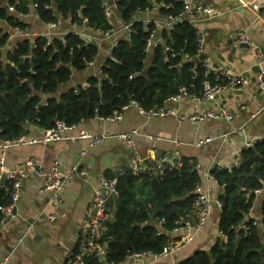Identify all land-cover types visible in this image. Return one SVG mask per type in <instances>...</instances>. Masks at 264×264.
<instances>
[{
    "label": "trees",
    "instance_id": "trees-1",
    "mask_svg": "<svg viewBox=\"0 0 264 264\" xmlns=\"http://www.w3.org/2000/svg\"><path fill=\"white\" fill-rule=\"evenodd\" d=\"M4 0H0L2 4ZM20 1L17 14L29 12L31 0ZM105 0H32L36 4L35 22L19 20L3 7L0 14L10 28L26 29L35 23L42 25L56 20V14L66 17L81 14L87 17L91 28L110 29L104 16ZM113 1V0H109ZM162 0H116V11L125 21L136 14L153 9ZM172 6L159 9V14L171 15L181 11V4L165 0ZM136 33L130 42H120L112 58L105 60L103 78L97 81L88 76L86 65L98 53L92 42L76 35L55 39L53 46L43 43L30 53L29 41L18 50L9 51L6 60H0V140L7 142L28 135L33 128L48 131L57 121L77 126L81 121L99 115L107 118L137 101L142 107H159L182 86L201 95L203 83H215V75H206L201 63L194 60L197 50L195 31L188 24L172 31H161L165 42L172 44L173 54L164 46L144 54L149 34L142 24H136ZM5 40H0L4 44ZM189 55L190 60H184ZM151 59L149 64L145 60ZM88 79L89 86L81 83ZM132 76V79H131ZM194 84V87H190ZM241 165L231 171L215 167L210 171L222 189L219 200V231L222 238L208 250L195 251L177 264H264V195L254 191L264 187V138L242 150ZM196 161L183 159L182 165L162 176H134L127 170L117 175L116 208L102 238L107 253L103 262L94 255L86 264H125L134 254L146 253V258L162 253L178 241L172 237L177 222L190 213L195 201V188L202 182ZM108 174L107 176H111ZM260 216L247 219L257 200ZM10 202L5 190H0V207ZM1 219V214H0ZM164 220V224L159 225ZM257 223L255 224V222ZM159 228L163 234H158Z\"/></svg>",
    "mask_w": 264,
    "mask_h": 264
},
{
    "label": "crops",
    "instance_id": "crops-1",
    "mask_svg": "<svg viewBox=\"0 0 264 264\" xmlns=\"http://www.w3.org/2000/svg\"><path fill=\"white\" fill-rule=\"evenodd\" d=\"M194 1L208 5L215 14L213 18L203 19L199 23L205 35V60L220 69L242 74L250 79V85L242 91L223 93V97L214 103H195L185 98L176 105L177 112L174 115L148 119L136 109H131L122 121L104 123L94 118L81 121L74 130L67 132L68 135H76L81 130L109 134V137L95 146H89L87 140L44 143L39 140L44 137L45 131L38 128H33L26 135L27 139L38 141L33 144L5 148L6 142L0 140V158L4 157L6 169L22 168L28 161L37 164V171L24 179L16 212L0 233V264L64 263L84 235L83 221L94 202L101 176L118 173L130 164L133 150L116 137L120 133L133 128L140 129L141 133L134 139L135 149L148 167H154L161 155L174 153L182 160L196 161L201 175L202 171H211L220 165H233L242 150L253 145L249 146L248 142L264 138V90L256 83L260 74L257 52L259 50L264 54V16L260 11L263 3L260 0ZM254 4H259L258 11L253 8ZM153 14L160 15L159 9ZM240 31H245L249 36V49L239 47ZM100 65L83 74L92 76ZM82 77L86 79L84 75ZM242 106L246 109H242ZM223 108L234 112L235 118L209 122L190 119L198 111ZM208 138L213 141L198 146ZM83 151L86 152L84 155L81 154ZM55 163L64 172L79 164L88 174L86 179L73 178L63 187L62 203L58 211L64 215L50 220L49 215L54 208L49 201L50 194L43 191V187L46 183L45 175ZM201 184L216 198L222 193L215 180L202 176ZM260 203L258 199L249 217L259 220ZM220 211L215 210L211 219L195 232L192 242L156 264H177L195 251L208 250L213 246L222 238L218 227ZM29 226L33 227L32 230H28ZM185 234L187 231L183 230L174 238L181 241ZM150 262L149 257L137 264Z\"/></svg>",
    "mask_w": 264,
    "mask_h": 264
},
{
    "label": "built area",
    "instance_id": "built-area-1",
    "mask_svg": "<svg viewBox=\"0 0 264 264\" xmlns=\"http://www.w3.org/2000/svg\"><path fill=\"white\" fill-rule=\"evenodd\" d=\"M170 2H176L181 4L182 8L180 13L167 15H157L155 16L153 12L157 9H169L172 5L167 4L165 0L160 1L158 4L154 5V9L147 8L144 11H140L136 14L132 21H123L117 11H116V0L109 1L105 0L103 3L104 16L107 24L110 26L108 30H102L99 28H91L89 25V20L87 17H83L78 14L77 17L74 14H69L66 17L56 14V20L39 25L34 24L33 27H28L26 29H20L16 27L15 29L10 28L6 20L2 18L0 14V40H5L4 44H0V60H6V54L9 51H15L20 48L26 41H29L30 53L27 58L33 59V50L39 46V43H43V48L47 49L53 46L55 39H61L62 43H65V37L68 35H76L81 39L92 42L98 48V53L93 57L92 60L88 61L86 65V71L89 72L94 69L99 63L101 65L95 69L92 77L97 81L103 78V67L106 58L111 57L114 50L118 48L119 43L130 42L133 34L136 33V24H142L144 31L149 34L146 39V45L144 49L145 55H150L152 51L159 47L164 46L165 51L173 54L172 44H167L161 35V31H172L176 26L181 24H188L195 31V36L197 39V50L196 58H200L203 55V45L205 41V35L203 30L200 28L199 23L203 19L213 18L215 16L214 12L208 5L196 3L194 0H169ZM258 1V0H256ZM263 3V8L260 10L264 16V0H260ZM20 5V1H16L11 4L9 0H4L0 4V8H5L9 14L14 16L19 20H27L28 22H35V8L36 4L32 0L27 4L29 12L17 14L16 8ZM254 9L257 11L260 9L259 4H254ZM97 40L99 43L95 44L93 41ZM238 41L241 44H249L250 38L245 31H240L238 33ZM106 50V54L103 53ZM189 55L184 56V60H190ZM151 59L145 60L146 64H149ZM258 65L261 68L260 74L257 77V85L261 90H264V54L258 50L257 52ZM199 63L202 64L206 75L214 74L215 83L206 80L203 83V93L201 95L189 92L186 86H182L177 94L168 98L162 106L153 107L151 109H146L142 107L137 101L131 100V102L122 108L121 112L115 113L111 117H101L96 115L95 119L104 123H115L119 122L124 117V112L129 109H136L137 112L148 119L151 118H161L169 115L176 114V105H178L183 99L187 98L195 103H202L206 101L213 100L216 96L223 93L242 91L246 86L250 85V79L246 78L242 74H236L231 70L220 69L207 60H200ZM132 79V76H131ZM81 85L83 87L89 86L88 79H85ZM190 87H194L192 84ZM246 109L245 106L241 107ZM235 118V113L227 110H202L198 111L191 116V120L195 122H209V121H230ZM76 128L75 126H68L63 121H57L53 129L45 131L44 137L39 140L44 143H50L55 141H72L77 140H87L89 141V146H95L103 142L109 134L100 133L94 134L86 130H81L76 135H68L67 132L72 131ZM141 133L140 129L135 128L129 132H123L118 134L116 137L119 138L121 143L133 150V156L127 169H123L118 173H113L111 176L108 174H103L100 179V185L95 190L94 202L92 206L87 210L86 217L83 221V231L84 235L80 238L75 250L73 251L71 257L65 264H86V259L94 255L101 262L104 261L105 255L107 253L106 241H102V238L107 233L106 222L111 218V208L108 205L109 197H116L117 191V175L124 174L127 170L131 171L134 176L141 177L143 175L149 176H162L167 171H171L182 165V159L176 154L165 153L159 157V159L154 164V167H148L144 159L140 156L138 151L135 149V137ZM254 140L252 144L259 141ZM212 138L205 139L201 141L198 146L204 143L212 142ZM38 142L36 139H27L26 135H22L15 140L7 141L5 143L6 147L11 146H21L25 144H33ZM83 151L81 154H85ZM241 165V159L238 157L237 161L231 166L220 165L219 169H226L231 171L234 168H238ZM199 168V166H197ZM37 171V164L33 161H28L24 167L17 169H6L4 157L0 158V190H5V192L10 196V202L6 206L0 207V233L8 224L11 217L14 215L16 204L20 198V191L23 186L24 179L31 173ZM87 170L82 168L79 164H75L67 172L60 169L58 163H55L51 171H49L46 177V183L43 187V191L50 194L49 201L54 211L49 215L50 220H55L59 215V208L62 203L61 192L64 186L68 184L73 178L86 179ZM202 176L206 179L214 180L210 171H202ZM264 191V187L254 191L256 196H259ZM222 203L219 198L212 196L207 188L202 184H198L195 188V201L190 213L186 214L177 222V228L173 230L172 237L177 236L181 231H187V234L183 236L181 241H176L172 245L165 247L161 254L153 255L151 264L158 263L161 259L167 258L170 255L182 250L188 243L194 240V234L196 231L201 229L212 217L215 210H221ZM251 214V212H250ZM247 219H254L249 217ZM256 221V220H255ZM164 220H161L159 225L164 224ZM257 221L255 222V224ZM32 226H29L28 230H32ZM158 234H163L159 228ZM148 254L140 253L134 254L129 257L127 262L132 264H137ZM105 264V263H103Z\"/></svg>",
    "mask_w": 264,
    "mask_h": 264
},
{
    "label": "water",
    "instance_id": "water-1",
    "mask_svg": "<svg viewBox=\"0 0 264 264\" xmlns=\"http://www.w3.org/2000/svg\"><path fill=\"white\" fill-rule=\"evenodd\" d=\"M93 42H94L95 44H98V43H99L97 40H95V41H93ZM239 47H240V48H245V49H249V48H250L249 44H240ZM103 53L106 54V50H103ZM203 59H205V56H204V55H202L200 58H196L195 61H196V62H199L200 60H203ZM258 67H259V66H258ZM258 71H261V69L259 68ZM253 81H254V80H253ZM221 96L223 97V94H221V95H219V96H216L213 100H210L209 102L214 103V102H215L219 97H221ZM248 144H249V146H250V145L252 144V142H248ZM107 201H108L107 203H108L109 207L111 208V212H112L110 220H108V221L106 222V224L108 225V224L110 223L111 219L113 218V212H114V210H115V208H116V204H115V198H114V197H109ZM15 212H16V209H15ZM15 212H14V213H15ZM73 251H74V250H72V251L67 255V257L65 258L63 264L67 263V261L69 260V258H70L71 255H72ZM261 252H262V254L264 255V248L261 250Z\"/></svg>",
    "mask_w": 264,
    "mask_h": 264
},
{
    "label": "rangeland",
    "instance_id": "rangeland-1",
    "mask_svg": "<svg viewBox=\"0 0 264 264\" xmlns=\"http://www.w3.org/2000/svg\"><path fill=\"white\" fill-rule=\"evenodd\" d=\"M132 109H134V108H132ZM129 110H131V109H129ZM129 110H127V111L124 112V117H123V119L125 118V114H126ZM123 119H122V120H123ZM122 120H121V121H122ZM133 129H134V128H133ZM133 129H131V130H133ZM131 130H128L127 132H129V131H131ZM59 215H62V213H61L60 211H59ZM146 259H147V258H146Z\"/></svg>",
    "mask_w": 264,
    "mask_h": 264
}]
</instances>
